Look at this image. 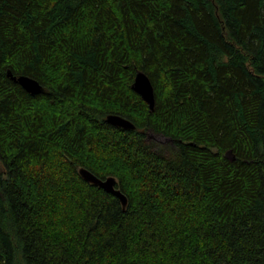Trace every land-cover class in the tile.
Here are the masks:
<instances>
[{
    "label": "trees",
    "instance_id": "16d2710c",
    "mask_svg": "<svg viewBox=\"0 0 264 264\" xmlns=\"http://www.w3.org/2000/svg\"><path fill=\"white\" fill-rule=\"evenodd\" d=\"M0 264H264V0H0Z\"/></svg>",
    "mask_w": 264,
    "mask_h": 264
},
{
    "label": "water",
    "instance_id": "95a60500",
    "mask_svg": "<svg viewBox=\"0 0 264 264\" xmlns=\"http://www.w3.org/2000/svg\"><path fill=\"white\" fill-rule=\"evenodd\" d=\"M8 77L15 83L19 84L28 94L31 96H37L43 93V87L36 80L31 79L29 77L20 76L15 77L9 71ZM132 90L138 94L143 101L148 105L150 111L154 110L155 107V92L154 87L149 79V77L143 72H137L134 83L132 85ZM106 122L114 127L121 128L124 130H135V125L119 116V115H109L106 119ZM80 176L89 184L97 186L103 189L105 192L113 195L118 198L125 209L128 204L127 197L118 189L117 180L114 177H108L103 180L98 178L92 172L88 171L85 168L80 169Z\"/></svg>",
    "mask_w": 264,
    "mask_h": 264
},
{
    "label": "rangeland",
    "instance_id": "374dc122",
    "mask_svg": "<svg viewBox=\"0 0 264 264\" xmlns=\"http://www.w3.org/2000/svg\"><path fill=\"white\" fill-rule=\"evenodd\" d=\"M149 140L152 141L154 144H158V145H168L169 140L165 137H161L155 134H151L149 133Z\"/></svg>",
    "mask_w": 264,
    "mask_h": 264
}]
</instances>
